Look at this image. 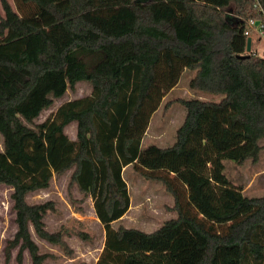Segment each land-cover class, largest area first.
<instances>
[{"label": "trees", "instance_id": "trees-1", "mask_svg": "<svg viewBox=\"0 0 264 264\" xmlns=\"http://www.w3.org/2000/svg\"><path fill=\"white\" fill-rule=\"evenodd\" d=\"M253 3L0 0V183L11 188L16 225L5 260L17 247V262L25 250L43 264L30 227L71 252L61 230L45 229L53 202L26 200L70 170L68 187L91 198L103 227L94 264H264V195H244L223 172L225 159L256 162L264 139V56L245 51V23L260 17ZM184 69L190 89L222 97L178 99L185 115L174 142L141 147ZM81 81L89 95L34 122ZM72 122L75 139L64 131ZM128 164L172 197L175 215L151 232L112 225L129 209Z\"/></svg>", "mask_w": 264, "mask_h": 264}, {"label": "rangeland", "instance_id": "rangeland-1", "mask_svg": "<svg viewBox=\"0 0 264 264\" xmlns=\"http://www.w3.org/2000/svg\"><path fill=\"white\" fill-rule=\"evenodd\" d=\"M9 2L12 6L14 5L13 0H9ZM0 11L3 14L1 4ZM249 37L252 38L253 49L262 55L264 37L258 39V35L253 32H250ZM192 75L193 71L184 69L178 83L165 95L159 110L151 116L150 131L141 142V147L150 144L167 147L174 142L175 130L185 115V107L178 99L198 96L217 101L222 97V94L202 93L190 89L188 81ZM90 92L91 87L88 83L77 82L73 90L67 89L64 95L55 99L48 109L43 110L34 119V122L45 120L63 102L87 96ZM165 102L168 104L164 108ZM64 131L70 138L75 133V123L67 125ZM260 144H262V149L256 162L247 159L242 164H236L229 159L223 160V172L226 177L232 184L241 186L242 193L249 197L264 195V139L260 140ZM1 149L2 137L0 135ZM70 172L68 170L58 177L53 176L48 188L32 191L26 196L29 203L47 200L53 202V209L48 210L43 218L45 229L49 232L61 230L63 240L71 249L70 253H66L60 245L49 243L40 238L30 227L31 236L38 245L39 251L46 254L43 264H76L80 261L94 264L102 248L104 231L95 215L92 200L90 197L83 196L75 185L68 187ZM124 177L132 199L141 201L142 204L140 207H132L126 216L113 223V226L122 224L125 227L151 232L163 220L175 215L167 208L170 200L159 182L142 177L133 166L127 169ZM131 177L137 178L134 180L135 183L131 181ZM10 192L9 186L0 183V264H30L29 255L25 250L22 252L21 262L16 261L17 247L11 249L10 257L5 260L7 240L12 238L16 230Z\"/></svg>", "mask_w": 264, "mask_h": 264}, {"label": "built area", "instance_id": "built-area-1", "mask_svg": "<svg viewBox=\"0 0 264 264\" xmlns=\"http://www.w3.org/2000/svg\"><path fill=\"white\" fill-rule=\"evenodd\" d=\"M253 6H254L256 12L260 14V17L257 19L256 18H249L246 21L244 35L248 37L250 35V32H253L256 35H258V37H257L258 39H261L262 37H264V10L259 5L258 0H254ZM248 53L255 55V56H264V50H263L262 55H259L256 52V50L253 49L252 38H251V49Z\"/></svg>", "mask_w": 264, "mask_h": 264}, {"label": "crops", "instance_id": "crops-1", "mask_svg": "<svg viewBox=\"0 0 264 264\" xmlns=\"http://www.w3.org/2000/svg\"><path fill=\"white\" fill-rule=\"evenodd\" d=\"M3 14H2V12L0 11V16H2ZM174 88V87H173ZM172 88V89H173ZM159 108H160V106H159ZM159 108L156 110V111H158L159 110ZM154 113V112H153ZM152 116V115H151ZM151 121H152V118H150V120H149V124H148V127H147V129H146V131H145V133H144V135H143V137H142V141L144 140V137L146 136V134H148V132L150 131V127H151ZM72 123H74V122H72ZM69 125V124H68ZM66 127V126H65ZM75 131H76V127H75ZM71 139H75V133H73V135L70 137ZM141 141V142H142ZM129 167H131V165L130 164H128V165H126V166H124L123 168H122V175H123V178L125 179V177H124V173H126V171H127V169L129 168ZM131 179V181L133 182V183H135L134 182V180L135 179H137V178H130ZM126 181V180H125ZM152 181H155V180H152ZM158 182V181H157ZM126 183H127V181H126ZM127 186H128V184H127ZM165 191V190H164ZM128 194H129V200H130V203H129V209L127 210V212L118 220V221H120V220H122L123 218H124V216H126V214L128 213V211L132 208V207H140L141 206V204H142V202L141 201H138V200H133L132 199V196H131V193H130V190H129V186H128ZM166 194L168 195V197H169V200H170V202L167 204V206L168 207H170L171 205H172V197L166 192ZM104 240V239H103ZM102 244H103V242H102Z\"/></svg>", "mask_w": 264, "mask_h": 264}, {"label": "water", "instance_id": "water-1", "mask_svg": "<svg viewBox=\"0 0 264 264\" xmlns=\"http://www.w3.org/2000/svg\"><path fill=\"white\" fill-rule=\"evenodd\" d=\"M251 49V38L248 36L246 38V46H245V51L248 53ZM247 55V54H246ZM245 56V55H244Z\"/></svg>", "mask_w": 264, "mask_h": 264}]
</instances>
